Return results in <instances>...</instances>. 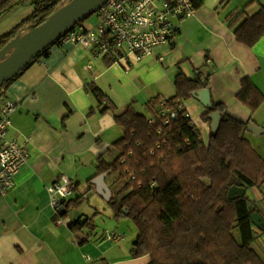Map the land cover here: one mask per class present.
I'll return each mask as SVG.
<instances>
[{
	"label": "crops",
	"instance_id": "1",
	"mask_svg": "<svg viewBox=\"0 0 264 264\" xmlns=\"http://www.w3.org/2000/svg\"><path fill=\"white\" fill-rule=\"evenodd\" d=\"M251 2L198 0L195 14L182 19L173 40L156 46L143 61L129 64L111 62L110 57L96 56L93 49L81 45L56 42L49 56L36 60L7 87V94L19 104L9 137L24 143L31 155L16 173L9 193L0 195V264H95L102 258L112 264H149V256H133L134 241L131 245L123 242L125 237L117 243L105 241L101 237L105 229L99 231L98 226L89 242L79 244L72 222L94 217L96 223L103 213L100 201L96 199L89 212L81 205L78 213L59 216L48 186L67 174L78 186L76 194L84 193L86 199L98 193L110 203L115 188L108 174L99 172V161L124 135L116 114L131 103L144 111L159 94L174 96L181 70L192 78L199 72L211 74L208 95L185 100L207 142L219 119L218 113L211 121L203 118L213 102L224 103L231 116L264 128V102L253 110L237 96L246 76L264 94V35L248 46L235 34L247 17L241 12L246 8L254 13L264 5V0ZM34 10L31 2L15 5L0 17V35ZM161 55L163 61L158 59ZM92 81L113 99L116 112L101 111L103 106L87 90ZM246 135L264 157V131L248 130ZM103 174L106 177L101 179ZM246 188L264 217V184ZM110 217L115 218V212Z\"/></svg>",
	"mask_w": 264,
	"mask_h": 264
},
{
	"label": "trees",
	"instance_id": "2",
	"mask_svg": "<svg viewBox=\"0 0 264 264\" xmlns=\"http://www.w3.org/2000/svg\"><path fill=\"white\" fill-rule=\"evenodd\" d=\"M69 1L3 0L0 17L21 2H31L35 10L0 35V49ZM241 14L247 17L236 29V38L254 46L264 35V5L254 13L245 8ZM54 43L4 83V91L0 87V101L9 96L7 87L32 63L49 56ZM210 75L199 72L192 78L181 70L175 78L174 96L151 98L145 107L147 113L131 103L116 114L124 135L99 161V172L107 173L115 188L110 198L115 217L131 218L137 226L133 256L147 255L149 264H264L263 255L253 245L257 228L251 216L257 206L247 195L229 196L234 185L264 184V157L246 135L253 121L233 117L224 103L213 102L203 118L211 121L218 113L220 121L207 142L185 106L186 99L210 87ZM87 90L103 106L102 112L117 111L116 103L97 83H88ZM237 96L253 110L264 102V94L248 76L242 79ZM84 199V193L74 194L57 214L68 216ZM96 228L94 217H78L72 222L81 245L89 242ZM95 264L112 263L102 258Z\"/></svg>",
	"mask_w": 264,
	"mask_h": 264
},
{
	"label": "built area",
	"instance_id": "3",
	"mask_svg": "<svg viewBox=\"0 0 264 264\" xmlns=\"http://www.w3.org/2000/svg\"><path fill=\"white\" fill-rule=\"evenodd\" d=\"M197 7L198 0H105L96 11L98 22L88 24L86 19L78 23L62 35L60 42L93 49L96 56L110 57L115 63L143 61L154 54L156 46L173 40L181 29L182 19L193 16ZM158 59L163 61L165 57L161 55ZM18 109V102L10 96L1 99L0 195L9 193L15 185L16 173L31 155L24 143L9 137ZM48 193L52 207L58 211L76 194L73 179L63 174L48 186ZM101 237L117 243L125 235L116 229H106Z\"/></svg>",
	"mask_w": 264,
	"mask_h": 264
},
{
	"label": "water",
	"instance_id": "4",
	"mask_svg": "<svg viewBox=\"0 0 264 264\" xmlns=\"http://www.w3.org/2000/svg\"><path fill=\"white\" fill-rule=\"evenodd\" d=\"M104 1L70 0L54 11L41 24L23 29L17 37L0 49V87L16 77L33 59L65 32L95 13ZM208 93L209 87L198 91V94L203 97L208 95ZM219 121L220 118L218 119L217 125ZM248 129L254 133L264 131V128L255 122H251ZM105 177L106 174H103L101 179ZM207 181L209 183L211 182L209 178H207ZM246 192V187L234 185L229 190V196L231 198L241 197L245 196ZM251 218L255 225L264 228V217L260 212H253Z\"/></svg>",
	"mask_w": 264,
	"mask_h": 264
},
{
	"label": "rangeland",
	"instance_id": "5",
	"mask_svg": "<svg viewBox=\"0 0 264 264\" xmlns=\"http://www.w3.org/2000/svg\"><path fill=\"white\" fill-rule=\"evenodd\" d=\"M87 20L98 22V13L97 12L93 13L90 17L87 18ZM144 111L147 113L146 109H144ZM96 199L100 201L101 210L103 211V213H101L102 215H99L98 219H96V225L98 226L99 231L103 229L106 230L112 228L124 232L125 239L123 240V242L125 244L131 245L133 241L136 239L138 233V229L135 222L131 218L118 219L116 217L115 218L110 217V214L112 212L114 213V209L112 208L110 203H108V200L103 198L98 193L92 197L84 199V202L81 205L86 207V210H88L86 212H89V210L93 209L92 207ZM78 209H80V207H74L71 210L70 214L74 215L75 213H78L77 212ZM80 211H82V208ZM235 232L236 235L240 238L241 235L239 228H236ZM253 245L258 249V251L264 257V230L257 229V234L255 235V239L253 240Z\"/></svg>",
	"mask_w": 264,
	"mask_h": 264
}]
</instances>
